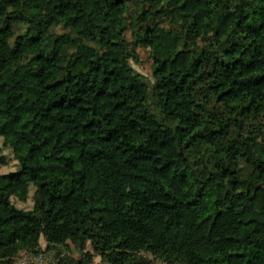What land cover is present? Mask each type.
Here are the masks:
<instances>
[{"label": "trees", "instance_id": "1", "mask_svg": "<svg viewBox=\"0 0 264 264\" xmlns=\"http://www.w3.org/2000/svg\"><path fill=\"white\" fill-rule=\"evenodd\" d=\"M0 137V264H264V0H0Z\"/></svg>", "mask_w": 264, "mask_h": 264}, {"label": "rangeland", "instance_id": "2", "mask_svg": "<svg viewBox=\"0 0 264 264\" xmlns=\"http://www.w3.org/2000/svg\"><path fill=\"white\" fill-rule=\"evenodd\" d=\"M128 37L130 36L128 35ZM132 65L136 71H138L140 74H143L148 79L152 80L153 61L151 59L150 52L148 49L139 48L138 60L136 62L133 61ZM20 168L21 165L14 156L12 150L4 146V139L3 137H0V177L15 173ZM23 185H27L28 187V197L25 199L22 198L25 195L26 191L24 187H22V189L20 190V194L18 195V189ZM42 193L43 192L41 190H38L37 186L33 182L26 178L21 184H17L15 186L14 191L10 193V197L11 201L17 208L31 210L34 208H39V206L41 205ZM41 260L40 255L37 257H31L27 254H23L18 258L17 264H29L33 262H38L37 264H52L53 257L51 254H42ZM99 262L100 259L96 257L94 264Z\"/></svg>", "mask_w": 264, "mask_h": 264}, {"label": "built area", "instance_id": "3", "mask_svg": "<svg viewBox=\"0 0 264 264\" xmlns=\"http://www.w3.org/2000/svg\"><path fill=\"white\" fill-rule=\"evenodd\" d=\"M41 256H42V255H40V260H41ZM31 257H32V256H31ZM36 260H37V258H36ZM41 261H42V260H41Z\"/></svg>", "mask_w": 264, "mask_h": 264}]
</instances>
